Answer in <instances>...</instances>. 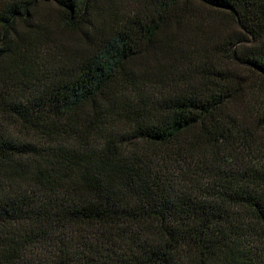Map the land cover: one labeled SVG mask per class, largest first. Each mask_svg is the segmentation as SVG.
<instances>
[{
    "label": "trees",
    "instance_id": "obj_1",
    "mask_svg": "<svg viewBox=\"0 0 264 264\" xmlns=\"http://www.w3.org/2000/svg\"><path fill=\"white\" fill-rule=\"evenodd\" d=\"M264 0H0V264H264Z\"/></svg>",
    "mask_w": 264,
    "mask_h": 264
},
{
    "label": "rangeland",
    "instance_id": "obj_2",
    "mask_svg": "<svg viewBox=\"0 0 264 264\" xmlns=\"http://www.w3.org/2000/svg\"><path fill=\"white\" fill-rule=\"evenodd\" d=\"M255 149H257L258 162L264 163V135L255 144Z\"/></svg>",
    "mask_w": 264,
    "mask_h": 264
}]
</instances>
